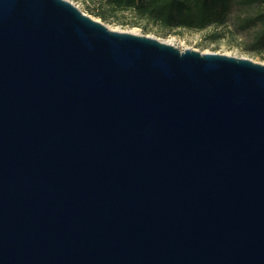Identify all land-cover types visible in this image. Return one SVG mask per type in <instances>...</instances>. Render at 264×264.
Instances as JSON below:
<instances>
[{
	"label": "water",
	"instance_id": "1",
	"mask_svg": "<svg viewBox=\"0 0 264 264\" xmlns=\"http://www.w3.org/2000/svg\"><path fill=\"white\" fill-rule=\"evenodd\" d=\"M0 264H264V63L0 0Z\"/></svg>",
	"mask_w": 264,
	"mask_h": 264
},
{
	"label": "trees",
	"instance_id": "2",
	"mask_svg": "<svg viewBox=\"0 0 264 264\" xmlns=\"http://www.w3.org/2000/svg\"><path fill=\"white\" fill-rule=\"evenodd\" d=\"M115 7L131 8L164 27L203 28L226 23L242 35L243 47L264 52V0H105Z\"/></svg>",
	"mask_w": 264,
	"mask_h": 264
},
{
	"label": "rangeland",
	"instance_id": "3",
	"mask_svg": "<svg viewBox=\"0 0 264 264\" xmlns=\"http://www.w3.org/2000/svg\"><path fill=\"white\" fill-rule=\"evenodd\" d=\"M82 12L109 28L134 31L159 40H170L178 49L190 48L199 52L221 53L249 58L264 63V52L259 54L243 47V37L226 28V23H213L203 28L164 27L154 20L139 16L131 8L115 7L105 0H68Z\"/></svg>",
	"mask_w": 264,
	"mask_h": 264
},
{
	"label": "bare ground",
	"instance_id": "4",
	"mask_svg": "<svg viewBox=\"0 0 264 264\" xmlns=\"http://www.w3.org/2000/svg\"><path fill=\"white\" fill-rule=\"evenodd\" d=\"M111 29H113V28H111ZM129 32H132V33H135L134 31H132V30H130ZM165 42H167V43H171V41L170 40H164Z\"/></svg>",
	"mask_w": 264,
	"mask_h": 264
}]
</instances>
